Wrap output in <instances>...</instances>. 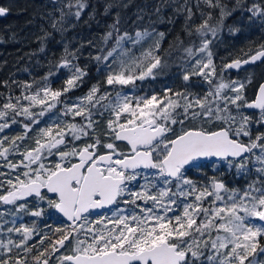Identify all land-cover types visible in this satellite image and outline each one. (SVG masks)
Masks as SVG:
<instances>
[{
	"label": "snow or ice",
	"instance_id": "1",
	"mask_svg": "<svg viewBox=\"0 0 264 264\" xmlns=\"http://www.w3.org/2000/svg\"><path fill=\"white\" fill-rule=\"evenodd\" d=\"M52 2L53 31L41 27L40 51L53 32L63 43L87 9L90 20L98 14L90 0ZM132 6L104 0L99 15L111 20L89 55L103 79L83 96L71 98L89 79V66L78 63L83 43L71 50L64 43L54 65L67 70L59 88L52 71L31 82L0 81L9 92L21 89L0 104V167L8 170L0 172V205L12 206L0 210V264H264V72L248 69L264 65V42H250L217 69L207 39L224 28L239 33V20L227 23L237 12L264 31V0H196L199 24L190 0L137 6L134 19ZM9 11L0 6V18ZM174 17L200 44L185 47L178 34L164 50L183 53L181 88L145 89L170 68L160 55L168 33L157 25H174ZM86 43L96 48L95 40ZM233 69L236 78H226ZM13 125L21 132L3 135ZM204 161L243 186L229 187L224 173L189 178ZM46 214H57L60 226L45 224L42 234L36 219L16 226L22 215Z\"/></svg>",
	"mask_w": 264,
	"mask_h": 264
},
{
	"label": "trees",
	"instance_id": "2",
	"mask_svg": "<svg viewBox=\"0 0 264 264\" xmlns=\"http://www.w3.org/2000/svg\"><path fill=\"white\" fill-rule=\"evenodd\" d=\"M90 2L95 6L96 12L98 13L96 19L90 20L87 13L93 11V9H87L86 13L83 16V20L79 24L84 23V17L88 16V21L86 28L77 26L74 32L78 34L76 36H71L72 30L70 28L66 33H64V39L72 42H86L90 39L84 38L81 39L84 35V30L89 29V33L103 35L105 30L106 23L110 22L111 18H103L99 13L103 12V3L104 0H90ZM156 0H134V6L130 7L126 11L130 14L131 18H135V12L137 11V6L143 7L145 4H153ZM182 3L183 0H180ZM229 4L232 3V0H227ZM196 0H190V5L193 7L195 13V23L199 24L202 17L200 13L196 11L195 8ZM0 6L9 8V14L5 17L0 18V81L7 80L11 84L12 81H28L31 82L32 79L18 78L17 75L21 73V66L26 64L27 67H34L35 63L39 60L40 55H37L41 47V42L37 40L38 36L43 35L41 27L46 31H53L50 27V18L48 13L51 12L53 15H56L53 8L52 0H0ZM201 7L208 11L205 5ZM167 15H172V10H166ZM175 24H161L157 25L158 31H165L167 34L165 40L162 42V51L160 55L169 59L170 68L168 72L155 81L143 82L142 86L145 89H156L161 91L163 86L167 84L170 87L179 89L183 86V81L180 78L178 63L179 57L183 55L180 51H173L171 54L164 50L169 49V44L176 42V37L179 34L180 38L184 42V46H199L200 40L197 37H188L182 30V17H174ZM240 21L241 31L236 35L231 34L227 28H224L219 34L218 39L215 43L211 45L210 49L214 53L215 61L217 67L220 68L224 63H228L230 59L235 58L239 55L240 49H247L250 42L259 44L264 42V31L260 27V22L257 21L255 25L249 26L247 22V15L241 17L240 12L235 13L227 23L232 25L234 21ZM30 21V22H29ZM147 18H145V23ZM215 21H213L214 23ZM254 28V32L250 34L249 29ZM93 30V31H91ZM77 36H80L79 38ZM214 37L211 33L207 34V39H213ZM235 39L238 40V43L235 44L232 52H227L226 47L234 43ZM61 34L53 32V37L49 38L44 42V49L57 46L60 44ZM76 46V45H75ZM88 48V45H85ZM110 47V46H109ZM219 47L223 49L222 52H218ZM139 54V51L137 52ZM59 56V54H57ZM32 60H34L32 62ZM90 62V61H89ZM260 68V67H259ZM225 74H228L226 72ZM12 91L9 92L8 88L0 87V93L3 94V97L0 98V104L4 102V98H7L9 95L15 97L21 94V89L16 85H12ZM197 91L196 88L193 89ZM26 103V102H25ZM21 132V129L18 126L10 127L6 129L3 135L9 137L17 135ZM18 158H14L17 160ZM208 170L206 177L202 175L200 178L194 177V181H204L208 178V174L211 173V168L207 167ZM6 168L0 167V172H4ZM222 173V172H219ZM216 174V173H215ZM230 175V179L228 176ZM219 176V174H216ZM224 178L229 184V187H234L235 185L242 186L244 181L242 179L236 178L233 175V172L225 173Z\"/></svg>",
	"mask_w": 264,
	"mask_h": 264
},
{
	"label": "flooded vegetation",
	"instance_id": "3",
	"mask_svg": "<svg viewBox=\"0 0 264 264\" xmlns=\"http://www.w3.org/2000/svg\"><path fill=\"white\" fill-rule=\"evenodd\" d=\"M64 43H70V45H72L73 49H75V47H74L75 45L78 47L81 43H83L84 44V47L80 49V56H79L78 63H80L81 66H83L85 64H87L89 66V63H90L89 61L90 60H89L88 56L82 55V54H87V53H85L86 52L85 49H87V47H85V45H87V43L86 42H83V41H81V42H72V41H68V40L64 39V42L63 43H60L57 46H53V47H50V48H46V49H44V51H39L38 53H36L37 55H40V58L35 63V66L34 67H27L26 64H23L21 66V70L22 71H21L20 74L17 75V77L18 78H24V77H26L27 79H32V80L33 79H36V80H39V78H41V77L45 76L46 74H48L49 71L55 72L57 69H56V67L54 65L59 62V59H60V57L63 54ZM222 51H223V49H221L219 47L218 52L220 53ZM57 54H59V56H57ZM33 61L34 60H32V62ZM93 62L96 64L95 61H93ZM253 67H254V70L256 71V73H258V74L264 72V65H262V64H257L256 66H248V69L249 70H252ZM93 68L94 67L89 66V69H90L89 77L93 76L92 75V72H91V69H93ZM25 69H27V71H25ZM242 73H244V72H240L239 75L242 74ZM57 74H58V78H54V82L56 84H57L58 81L59 82H62V81H64L67 78L66 75H65V73L63 72V70L62 71H58ZM101 74L103 75V73H101ZM228 74L232 78H235L236 75H237V71L234 72V73L229 72ZM56 84L53 85V88H58V86ZM204 163L207 164V161H205ZM206 168L207 167H205V171H199V172H196V173H194L192 175L190 174L189 175V178H191L192 180H194V177L200 178L202 175L205 178L206 177V174L208 172V170ZM228 178L230 179V175L228 176ZM242 186L235 185L234 187H242ZM6 207L7 208H10L12 206H3V205H1L0 210H4ZM3 219L4 220H9V221L11 220L9 218H6L5 216L3 217ZM33 219H36V221H37L36 226H37V229L40 231V234H42V232H43V230L45 228V224L51 225L52 227L60 226V224H59V218H58L57 214H52L51 215V218L47 214L45 216H43V217H40V218H32V217H29L27 215H22V218L20 219V221L22 223L31 225ZM16 226H19V224L16 225ZM16 236H17V234H15V233L12 234V238L13 239ZM0 238H6V237H4V234L3 233H0ZM35 240H36V237L34 236L33 237V242H35ZM53 264H55V261H53Z\"/></svg>",
	"mask_w": 264,
	"mask_h": 264
},
{
	"label": "rangeland",
	"instance_id": "4",
	"mask_svg": "<svg viewBox=\"0 0 264 264\" xmlns=\"http://www.w3.org/2000/svg\"><path fill=\"white\" fill-rule=\"evenodd\" d=\"M85 20H87L88 21V16H85L84 17V21ZM81 26V27H85L86 28V24L85 23H83V24H77L74 28H70V30H72V33H71V36L73 37V36H76L78 33L77 32H74V30L76 29V27L77 26ZM254 28H251V29H249V32H250V34L251 33H253L254 32ZM89 29H85L84 30V35L82 36V37H80V36H77L78 38L80 37L81 39H84V38H89V36H91L90 37V39L92 38V40H95V43H96V48H90V47H88L87 49H85V53H87V54H82V55H86V56H88V58H89V55H90V53L92 54V55H95L96 54V51H97V48H99L101 45H100V43H99V38L102 36V35H100V34H93V33H89ZM91 31H93V30H91ZM216 39H218V36L217 37H214L213 39H209L210 41H212V44H214L215 43V41H216ZM238 43V40L237 39H235V41H234V43H232L231 45H229V46H227L226 47V51L227 52H232V50H233V48H234V46H235V44H237ZM69 44V46H70V50L71 49H73V47H72V45H70V43H68ZM211 44V45H212ZM110 46V45H109ZM79 47V46H78ZM211 47V46H210ZM211 50V49H210ZM88 51V52H87ZM139 50H137V52H138ZM135 53V54H137L138 55V53ZM199 55V54H198ZM80 56V55H79ZM90 60V59H89ZM213 60H214V63L216 64V61H215V57L213 56ZM192 62H194V60L192 61ZM217 65V64H216ZM89 66H92V67H94L93 69H91V72H92V75L93 76H91V77H89V79H88V81L81 87V88H79L78 90H75V91H73V93H72V99H75V97H78V96H83L87 91H88V89H89V87H91V85L92 84H94V83H96L98 80H102L103 79V75L100 73V72H97V69H96V67H95V63L93 62V61H91L90 60V63H89ZM217 69H219L218 67H217ZM66 71L67 70H63V72L64 73H66ZM54 73H58V71L56 70ZM47 75V74H46ZM245 75V73H242V74H240V76H244ZM225 76H226V78H232L229 74H225ZM236 78V77H235ZM50 80H54V78L53 77H50L49 78ZM54 84H56L55 82L52 84V87H53V85ZM62 84H63V81L62 82H57V86H58V88L59 87H61L62 86ZM196 90L197 91H200V92H203V91H206L207 90V87L206 86H204V87H202V88H196ZM109 91H110V89H109ZM19 119H22V118H19ZM71 119V118H70ZM0 122H3V121H0ZM13 126H18V125H13ZM13 126H11V127H13ZM10 158H12V157H10ZM16 158H20L19 156H16ZM212 163H215V161H212ZM212 163H208L207 162V167H209V168H211V173H209L208 174V178H211L212 176H216V174H221V173H219V172H217L213 167H212ZM8 170L6 169L4 172H7ZM21 171H22V169H21ZM199 171H205V168H202V169H200V170H197V169H191L190 171H188V173H187V175L189 176L190 174L192 175V174H194V173H196V172H199ZM220 172H222V173H229V172H226L225 171V169L224 168H221L220 169ZM216 173V174H215ZM15 173H13V175H14ZM0 208H1V205H0ZM11 208V207H10ZM13 211L15 210L14 208L12 209ZM5 217L6 218H9V219H14V217H11V216H9V215H5ZM19 223H22L20 220H18V222H17V225L19 224ZM9 227H12L13 225L11 224V223H9V225H8ZM16 238V237H15ZM14 238V239H15Z\"/></svg>",
	"mask_w": 264,
	"mask_h": 264
},
{
	"label": "water",
	"instance_id": "5",
	"mask_svg": "<svg viewBox=\"0 0 264 264\" xmlns=\"http://www.w3.org/2000/svg\"><path fill=\"white\" fill-rule=\"evenodd\" d=\"M237 70H235V69H233V70H231L230 72H236ZM205 162V161H204Z\"/></svg>",
	"mask_w": 264,
	"mask_h": 264
},
{
	"label": "bare ground",
	"instance_id": "6",
	"mask_svg": "<svg viewBox=\"0 0 264 264\" xmlns=\"http://www.w3.org/2000/svg\"><path fill=\"white\" fill-rule=\"evenodd\" d=\"M75 48L77 47V46H74Z\"/></svg>",
	"mask_w": 264,
	"mask_h": 264
}]
</instances>
